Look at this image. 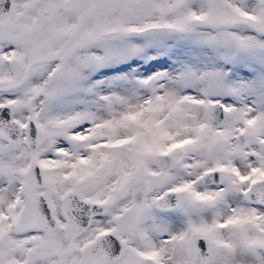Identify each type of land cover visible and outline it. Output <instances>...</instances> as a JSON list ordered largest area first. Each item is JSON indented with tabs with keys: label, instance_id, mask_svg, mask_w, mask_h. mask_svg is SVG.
Listing matches in <instances>:
<instances>
[{
	"label": "snow or ice",
	"instance_id": "1",
	"mask_svg": "<svg viewBox=\"0 0 264 264\" xmlns=\"http://www.w3.org/2000/svg\"><path fill=\"white\" fill-rule=\"evenodd\" d=\"M0 264H264V0H0Z\"/></svg>",
	"mask_w": 264,
	"mask_h": 264
}]
</instances>
